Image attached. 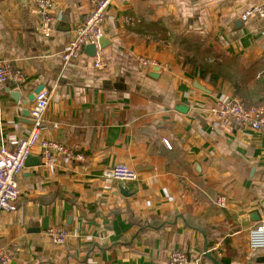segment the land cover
<instances>
[{
  "label": "crops",
  "instance_id": "crops-1",
  "mask_svg": "<svg viewBox=\"0 0 264 264\" xmlns=\"http://www.w3.org/2000/svg\"><path fill=\"white\" fill-rule=\"evenodd\" d=\"M92 1L55 0L43 35L35 0H0V59L25 76L19 88L0 84V145L27 135L41 87L52 95L42 137L84 156L46 167L31 151L19 199L1 215L8 264H165L173 251L214 264L204 247L217 264H264L248 246L249 228L264 223V130L208 112L219 98L264 102V19L239 18L262 0H113L94 45L103 65L85 49L64 63ZM118 163L137 180L102 177ZM53 226L64 245L47 237Z\"/></svg>",
  "mask_w": 264,
  "mask_h": 264
},
{
  "label": "built area",
  "instance_id": "built-area-1",
  "mask_svg": "<svg viewBox=\"0 0 264 264\" xmlns=\"http://www.w3.org/2000/svg\"><path fill=\"white\" fill-rule=\"evenodd\" d=\"M113 0H93L92 8L84 19L73 29V35L67 47L61 55L64 63L76 59L81 55L87 45H96L102 35V24L106 17L107 8ZM55 0H35V12L39 18L38 31L47 35L51 32L53 18L51 11ZM255 16L264 19V0L253 4L240 15V20ZM138 62L143 67L154 66L149 59L139 58ZM103 65L101 55L95 52L93 66L100 68ZM264 70L257 76H262ZM25 76L19 68L13 67L9 62L0 59V84H11L15 87L23 85ZM52 98L51 92L41 89L33 100L29 111L31 121L27 135L15 142L13 150H8L0 145V228L1 215L13 209L20 196L18 179L24 167L27 157L34 148H38L42 164L46 167L54 165L56 158L64 163H79L84 160L83 154L76 146H68L56 143L53 140L42 137L44 116ZM209 114L222 123L237 128H250L253 131L264 130V102L246 107L237 98L216 99L208 110ZM56 125L54 124V127ZM164 145L170 149L167 140ZM102 177L120 183H130L137 180V173L125 164L118 163L102 173ZM216 206H223L224 199L218 197L214 200ZM47 237L55 245H64L68 234L63 227L53 226L46 230ZM248 246L251 250H264V223L260 222L248 230ZM11 259L9 249H0V264H8ZM197 262V261H196ZM190 258L182 251L171 252L165 264H190Z\"/></svg>",
  "mask_w": 264,
  "mask_h": 264
},
{
  "label": "water",
  "instance_id": "water-1",
  "mask_svg": "<svg viewBox=\"0 0 264 264\" xmlns=\"http://www.w3.org/2000/svg\"><path fill=\"white\" fill-rule=\"evenodd\" d=\"M85 52H86L87 54L91 55V56H94V53H95V46H94V45H89V46H87V47L85 48ZM199 84L201 85V83H199ZM199 88L202 89L203 91H205V90H204L205 88H204L203 86H202V87L200 86ZM41 89H42L41 87L37 88V89L35 90L34 94L36 95ZM30 98L33 99V95H31ZM27 113H28V115H29V112H28V111H27ZM30 124H31V121H30ZM121 191L123 192L124 190H121ZM204 251H205V256L208 257V258H209L214 264H217V263L211 258L210 254L207 253V249H206V247H204Z\"/></svg>",
  "mask_w": 264,
  "mask_h": 264
}]
</instances>
